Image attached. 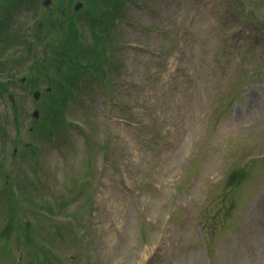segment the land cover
<instances>
[{
	"label": "rangeland",
	"instance_id": "374dc122",
	"mask_svg": "<svg viewBox=\"0 0 264 264\" xmlns=\"http://www.w3.org/2000/svg\"><path fill=\"white\" fill-rule=\"evenodd\" d=\"M42 2L0 0V264H264V0Z\"/></svg>",
	"mask_w": 264,
	"mask_h": 264
},
{
	"label": "trees",
	"instance_id": "16d2710c",
	"mask_svg": "<svg viewBox=\"0 0 264 264\" xmlns=\"http://www.w3.org/2000/svg\"><path fill=\"white\" fill-rule=\"evenodd\" d=\"M114 20V19H113ZM112 22V21H111Z\"/></svg>",
	"mask_w": 264,
	"mask_h": 264
}]
</instances>
